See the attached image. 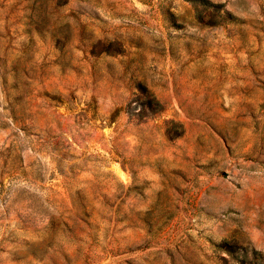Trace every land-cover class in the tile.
<instances>
[{
	"label": "rangeland",
	"instance_id": "374dc122",
	"mask_svg": "<svg viewBox=\"0 0 264 264\" xmlns=\"http://www.w3.org/2000/svg\"><path fill=\"white\" fill-rule=\"evenodd\" d=\"M208 1L0 0V264H264V0Z\"/></svg>",
	"mask_w": 264,
	"mask_h": 264
},
{
	"label": "trees",
	"instance_id": "16d2710c",
	"mask_svg": "<svg viewBox=\"0 0 264 264\" xmlns=\"http://www.w3.org/2000/svg\"><path fill=\"white\" fill-rule=\"evenodd\" d=\"M188 1H191V2L194 3L195 5L200 4L199 2H201L202 5H207V4L209 3L208 0H188ZM218 246H219V247H223L224 245H223V244H218ZM228 252H229V254H232V253H231V250H229V249H228ZM257 254H259V256L262 255L261 252H257Z\"/></svg>",
	"mask_w": 264,
	"mask_h": 264
}]
</instances>
